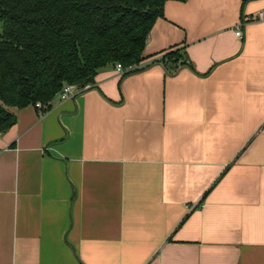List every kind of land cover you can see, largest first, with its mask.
<instances>
[{"label": "crops", "instance_id": "0c3cea01", "mask_svg": "<svg viewBox=\"0 0 264 264\" xmlns=\"http://www.w3.org/2000/svg\"><path fill=\"white\" fill-rule=\"evenodd\" d=\"M262 9L169 0L149 65L14 108L0 264H264ZM173 48L186 62L170 72L154 60Z\"/></svg>", "mask_w": 264, "mask_h": 264}, {"label": "trees", "instance_id": "16d2710c", "mask_svg": "<svg viewBox=\"0 0 264 264\" xmlns=\"http://www.w3.org/2000/svg\"><path fill=\"white\" fill-rule=\"evenodd\" d=\"M167 1L0 0V134L16 124L14 108L93 85L107 66L128 74L149 65L144 51ZM154 62L172 72L186 59L173 48Z\"/></svg>", "mask_w": 264, "mask_h": 264}, {"label": "built area", "instance_id": "2783aa9c", "mask_svg": "<svg viewBox=\"0 0 264 264\" xmlns=\"http://www.w3.org/2000/svg\"><path fill=\"white\" fill-rule=\"evenodd\" d=\"M258 19L259 20H264V9H262L258 13ZM236 34L238 36H242V32H241V30L239 28L237 29ZM115 67L122 74L128 72V69H125L122 66V64H120V63L116 64ZM90 87H92L91 84H87L84 87H79L78 85H67L60 92L59 97H60V99H67V98L73 97V96H75V95H77L79 93L84 92L85 90L89 89ZM50 105H51V102H49L47 104H43L41 102H37L35 106L37 108L41 109V110H45V109H48L50 107Z\"/></svg>", "mask_w": 264, "mask_h": 264}]
</instances>
